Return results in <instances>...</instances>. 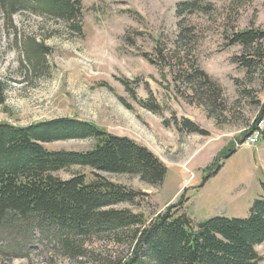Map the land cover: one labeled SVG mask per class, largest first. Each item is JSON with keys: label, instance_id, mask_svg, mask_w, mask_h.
<instances>
[{"label": "rangeland", "instance_id": "rangeland-1", "mask_svg": "<svg viewBox=\"0 0 264 264\" xmlns=\"http://www.w3.org/2000/svg\"><path fill=\"white\" fill-rule=\"evenodd\" d=\"M79 1V33L32 14H17L14 28L0 18V123L91 122L147 148L168 168L161 187L102 174L143 194L137 205L122 206L136 213L152 217L183 197L195 223L248 218L263 194L264 139L246 141L256 120H264V49L261 69L248 74L234 59L255 58L256 50L247 55L231 40L250 29L264 32V0ZM192 2L196 11L178 14L180 4ZM32 42L44 47L33 64L19 51ZM186 120L206 135L182 132ZM46 146L87 152L94 141ZM57 175L94 178L83 166ZM46 245L35 244L29 259L0 264H90L61 255L50 263ZM257 252L264 257V243Z\"/></svg>", "mask_w": 264, "mask_h": 264}, {"label": "trees", "instance_id": "trees-1", "mask_svg": "<svg viewBox=\"0 0 264 264\" xmlns=\"http://www.w3.org/2000/svg\"><path fill=\"white\" fill-rule=\"evenodd\" d=\"M195 6L194 2L180 4L177 12H194ZM19 13L51 18L81 31L83 7L79 0H0L3 26L14 28L13 18ZM231 44L240 45L247 55L256 50L255 58L234 59L239 67L248 74L261 69L264 32L250 29L238 33ZM43 48L32 42L19 51L33 64L44 56ZM0 104H4L2 98ZM260 122L264 123L261 117L249 133L259 134L262 140ZM181 126L182 132L206 135L190 121ZM72 139L92 140L94 146L87 152L46 146ZM75 166L89 168L93 180L87 175L68 180L57 175ZM106 173L138 176L158 188L168 168L147 148L91 122L58 119L27 127L0 123V258L10 262L29 259L35 244L45 242L50 263L60 255L69 261L88 259L90 264L264 261L257 252L264 243V183L263 194L248 218L215 217L195 223L184 211L183 197L152 217L122 207L137 205L143 194L109 181L102 175ZM108 246L116 252L120 248L128 251L113 253Z\"/></svg>", "mask_w": 264, "mask_h": 264}, {"label": "built area", "instance_id": "built-area-1", "mask_svg": "<svg viewBox=\"0 0 264 264\" xmlns=\"http://www.w3.org/2000/svg\"><path fill=\"white\" fill-rule=\"evenodd\" d=\"M262 124H263V123H260V124H259V126H258L259 129L262 128ZM256 135H258V134L250 135L246 142H250V143H252V144L257 143V142H256Z\"/></svg>", "mask_w": 264, "mask_h": 264}, {"label": "bare ground", "instance_id": "bare-ground-1", "mask_svg": "<svg viewBox=\"0 0 264 264\" xmlns=\"http://www.w3.org/2000/svg\"><path fill=\"white\" fill-rule=\"evenodd\" d=\"M263 128V127H262ZM264 129V128H263ZM259 135V134H258ZM256 142H257V139H256Z\"/></svg>", "mask_w": 264, "mask_h": 264}]
</instances>
